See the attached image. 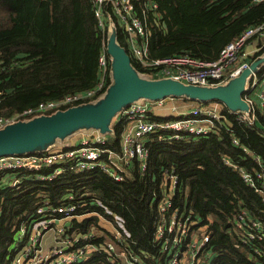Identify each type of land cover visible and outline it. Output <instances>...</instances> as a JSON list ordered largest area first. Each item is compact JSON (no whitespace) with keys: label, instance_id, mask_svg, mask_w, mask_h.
Masks as SVG:
<instances>
[{"label":"trees","instance_id":"obj_1","mask_svg":"<svg viewBox=\"0 0 264 264\" xmlns=\"http://www.w3.org/2000/svg\"><path fill=\"white\" fill-rule=\"evenodd\" d=\"M155 1L159 20L150 26L151 58L187 54L212 61L244 30L264 22V1ZM106 39L107 33L102 37L97 27L92 0H0V118L93 88L99 79L98 57ZM125 39L118 29L116 40L122 48ZM262 54L264 47L251 59ZM131 65L136 72L144 73L132 59ZM263 72L264 66L258 74L260 80ZM106 84H111L109 76ZM221 105L231 133L220 130L205 137L186 136L170 141L160 138L166 134L150 135L146 142L150 175L146 177L138 176L136 169L122 182H115L99 168L84 173L66 170L52 181H39L28 173H0V264H10L23 245L24 239L15 245L19 226L31 220L46 203L55 207L67 203L69 195L81 206L70 219L67 234H85L92 227L101 230L94 213H105L95 204L96 199L124 219L132 238L131 250L146 264H164L160 249L153 243L157 215L152 191L155 177L159 179V171L168 166L175 168L179 177L175 207L192 211L202 224L208 223L212 215L223 222L222 230L217 224H210L214 255L211 264H264V242L254 240L241 245L232 227L241 210L264 223V202L257 191L243 182L237 170L222 161L228 157L249 171L257 167L251 156L232 145L234 135L264 165V117L257 109L256 122L248 128L222 110ZM122 129V122L115 121L107 141L109 148H118ZM75 145L65 144L58 149ZM16 178L20 181L13 185ZM104 240L101 236L89 242L100 247ZM253 249L259 254L255 255ZM76 264L113 263L100 249Z\"/></svg>","mask_w":264,"mask_h":264},{"label":"built area","instance_id":"obj_2","mask_svg":"<svg viewBox=\"0 0 264 264\" xmlns=\"http://www.w3.org/2000/svg\"><path fill=\"white\" fill-rule=\"evenodd\" d=\"M258 1L264 0H255ZM92 3L102 37L106 36L109 29L116 33L118 29L122 30L126 37L125 51L141 67L144 72L142 74L153 80L170 79L185 85L221 86L249 69L257 59H251L254 57L253 53L260 52L264 47V24H260L247 28L226 44L212 61L187 54L151 58L148 50L150 26L152 22L159 20L158 4L155 0H92ZM263 66L258 67L257 73L251 72L243 93V100L248 104L249 111L241 113L236 119L248 128L256 122L257 109L264 117V72L262 80L258 75ZM108 74L109 56L104 44L98 57L99 79L93 88L60 100L42 102L19 115L0 118V129L17 121L48 115L99 98L107 87V77H110ZM173 100L165 98L144 101L142 104L135 102L124 108L115 119L123 124L116 149L107 146L110 134L100 135L95 132L66 150L55 149L39 154L0 157V173H28L33 174L36 180L52 181L65 174L66 170L84 173L99 168L115 182H122L134 169L140 177L150 175L146 142L152 134H166L160 138L170 141L182 140L186 136L205 137L220 130L232 132L227 128L226 116L220 108L221 103L212 106L200 104L190 109H178L172 105L166 109L164 116L155 112V109H162L167 102ZM231 143L251 156L257 167L253 171L239 168L228 157L222 158L224 165L239 170L243 182L257 191L264 202V165L261 159L244 148L234 135ZM154 180L156 187L152 191V197L157 216L153 225V243L160 249L164 264H211L214 255L210 246V224H217L222 230L223 222L212 215L208 223L202 224L191 211L175 207L174 199L179 188V177L175 168L163 167L159 171V179L155 177ZM19 181L16 178L13 185ZM67 201L58 207L46 203L36 211L31 220L19 226L15 245L23 239L24 243L10 264H76L83 262L91 252L100 249L106 252L113 264H146L143 257L130 248L132 238L124 219L96 199L95 204L103 210L105 216L94 214L98 216L99 222L104 220L108 226V235H104L105 240L100 247L89 242L95 238L92 233L72 236L59 228L54 239L55 244L43 249V236L54 230L57 222L75 217L81 206L73 201L71 195L67 197ZM232 227L241 245H248L254 240L264 242V223L248 217L244 210L235 216ZM253 252L258 255L260 251L253 249Z\"/></svg>","mask_w":264,"mask_h":264},{"label":"water","instance_id":"obj_3","mask_svg":"<svg viewBox=\"0 0 264 264\" xmlns=\"http://www.w3.org/2000/svg\"><path fill=\"white\" fill-rule=\"evenodd\" d=\"M106 52L110 62L111 84L96 100L59 110L48 115L17 121L0 129V157L39 154L48 151L79 131L93 130L100 135L112 134L118 114L132 103L183 98L208 103L219 102L233 112L246 113L243 100L251 72L257 73L264 64L258 57L240 76L228 83L211 88L185 85L170 79L153 80L133 69L131 58L116 40L115 30L109 29ZM58 146V145H57Z\"/></svg>","mask_w":264,"mask_h":264},{"label":"crops","instance_id":"obj_4","mask_svg":"<svg viewBox=\"0 0 264 264\" xmlns=\"http://www.w3.org/2000/svg\"><path fill=\"white\" fill-rule=\"evenodd\" d=\"M211 88H215V87H211ZM183 98H179V99H174L172 102H167L166 104H165V106L162 108V109H159V110H156L155 109V112L159 115V116H164L165 115V112H166V109L169 107V106H172V105H174L175 107L177 106L176 104H175V102H177V101H179L181 104H180V106L181 107H179L178 109H190V108H192V107H196V106H192V104L191 103H198V102H196V101H190V100H188V102H186V103H184V101L182 100ZM186 100V99H185ZM256 101V100H255ZM191 102V103H190ZM216 103H219V102H215V101H212V102H208V103H203V104H206V105H210V106H212L213 104H216ZM222 106V105H221ZM178 107V106H177ZM225 109V111H227V112H233V111H231V110H229V109H227V107L226 106H224L223 105V109L222 110H224ZM229 114V113H228ZM227 122V121H226ZM228 124V123H227ZM228 125H230V124H228ZM228 132V131H227ZM231 133V132H230ZM87 137V135H81L80 137H77L76 139V141H74V143L73 144H78L81 140H84L85 138ZM73 144H69V145H73ZM58 147V146H57ZM244 147V146H243ZM237 148V147H236ZM245 148V147H244ZM240 150H241V148H239ZM242 151V150H241ZM243 152V151H242ZM244 153V152H243ZM247 155V154H246ZM249 156V155H248ZM235 165V164H234ZM236 166V165H235ZM238 167V166H237ZM230 168H232V167H230ZM239 168H241V167H239ZM234 169V168H233ZM245 169V168H244ZM235 170V169H234ZM238 172H239V170H237ZM180 209H185L186 211H188V209H186L184 206L183 207H179ZM70 226V220H68V221H64V222H57L56 223V225H55V227L53 228L54 230H51L50 232H48V233H46L45 235H47V234H51V237H50V243L49 244H51L52 243V241L56 238V236H57V234H56V232H57V230L59 229V228H62L65 232H67V228ZM98 226L101 228V230L100 231H96L93 227L91 228V231H89L88 233H85L84 235H88V234H90V233H92L93 235H94V237H95V235L97 236V237H95V238H100L101 236H104V235H108V229H107V225H106V222L104 221V220H102V222H98ZM44 238V237H43ZM48 244V245H49ZM48 245H44L45 247H47V248H49L50 246H48ZM43 246V241H42V247H44Z\"/></svg>","mask_w":264,"mask_h":264},{"label":"rangeland","instance_id":"obj_5","mask_svg":"<svg viewBox=\"0 0 264 264\" xmlns=\"http://www.w3.org/2000/svg\"><path fill=\"white\" fill-rule=\"evenodd\" d=\"M258 2H260V1H258ZM261 24H264V22L263 23H261ZM258 25H260V24H258ZM245 31V30H244ZM251 48H249V50H250ZM253 49H251V51H252ZM253 52H255V50L253 51ZM256 53V52H255ZM255 53H253V56L255 55ZM264 54H262L261 56H263ZM260 56V57H261ZM261 66H263V65H261ZM260 66V67H261ZM202 87H211V86H202ZM215 87H218V86H215ZM103 95V94H102ZM101 95V96H102ZM175 104L178 106H176L177 108H179V107H181L180 106V102L179 101H177V102H175ZM195 106V105H194ZM258 108V107H257ZM24 111H26V110H24ZM23 111V112H24ZM23 112H20V113H17V114H15V115H19V114H21V113H23ZM229 114H232V115H234L235 116V119H237L238 118V116L239 115H241V113H239V112H228ZM226 121H227V123L229 124V121L227 120V117H226ZM239 122V121H238ZM250 128V127H249ZM93 133H95V131H93L92 129L91 130H85V132L84 131H79L78 133H74L73 135H71L70 137H67L64 141H63V145H65V144H73L74 143V141H76L77 139V137H80L81 135H87V136H89L90 134H93ZM57 143V145H58V147L59 146H61L62 145V141H57L56 142ZM57 145H55V146H53L52 148H50L49 147V151H52V150H55V149H58V147H57ZM62 145V146H63ZM188 211H190V210H188ZM192 212V211H191ZM193 213V212H192ZM48 233V232H47ZM44 238H42V241H43V246L44 245H48L49 243H50V237H51V234H47V235H44L43 236ZM55 243H54V240L52 241V243L51 244H49L48 246H53ZM43 249H48L47 247H42Z\"/></svg>","mask_w":264,"mask_h":264}]
</instances>
